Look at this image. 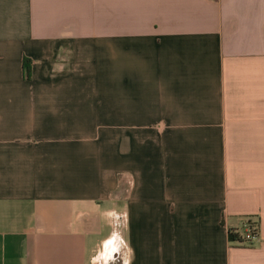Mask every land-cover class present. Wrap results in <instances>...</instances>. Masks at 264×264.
Returning <instances> with one entry per match:
<instances>
[{
    "label": "crops",
    "instance_id": "obj_1",
    "mask_svg": "<svg viewBox=\"0 0 264 264\" xmlns=\"http://www.w3.org/2000/svg\"><path fill=\"white\" fill-rule=\"evenodd\" d=\"M117 240L264 264V0H0V264Z\"/></svg>",
    "mask_w": 264,
    "mask_h": 264
},
{
    "label": "built area",
    "instance_id": "obj_2",
    "mask_svg": "<svg viewBox=\"0 0 264 264\" xmlns=\"http://www.w3.org/2000/svg\"><path fill=\"white\" fill-rule=\"evenodd\" d=\"M244 233L241 236L243 242L254 244L260 236V228L257 221L247 220L244 224Z\"/></svg>",
    "mask_w": 264,
    "mask_h": 264
},
{
    "label": "rangeland",
    "instance_id": "obj_3",
    "mask_svg": "<svg viewBox=\"0 0 264 264\" xmlns=\"http://www.w3.org/2000/svg\"><path fill=\"white\" fill-rule=\"evenodd\" d=\"M115 255L109 253L108 255H101L93 264H122V247L121 241L117 240L114 244Z\"/></svg>",
    "mask_w": 264,
    "mask_h": 264
},
{
    "label": "trees",
    "instance_id": "obj_4",
    "mask_svg": "<svg viewBox=\"0 0 264 264\" xmlns=\"http://www.w3.org/2000/svg\"><path fill=\"white\" fill-rule=\"evenodd\" d=\"M24 67H25V74H26V77L29 78L30 77V62L29 61H25L24 63ZM230 239L232 241H243L241 236L239 234H237L236 232H232L230 233Z\"/></svg>",
    "mask_w": 264,
    "mask_h": 264
}]
</instances>
